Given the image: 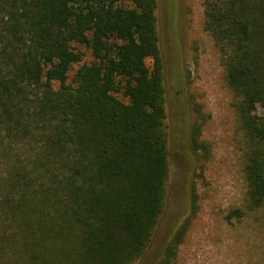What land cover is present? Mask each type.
<instances>
[{
  "label": "trees",
  "instance_id": "1",
  "mask_svg": "<svg viewBox=\"0 0 264 264\" xmlns=\"http://www.w3.org/2000/svg\"><path fill=\"white\" fill-rule=\"evenodd\" d=\"M157 8L158 0H0V133L25 139L47 127L54 178L14 211L26 236L13 264H135L151 245L169 178ZM204 8L242 135V218L264 209V0ZM77 46L95 61L69 83L83 62ZM200 136L196 126L194 146L207 154ZM190 223L157 264H174Z\"/></svg>",
  "mask_w": 264,
  "mask_h": 264
},
{
  "label": "rangeland",
  "instance_id": "2",
  "mask_svg": "<svg viewBox=\"0 0 264 264\" xmlns=\"http://www.w3.org/2000/svg\"><path fill=\"white\" fill-rule=\"evenodd\" d=\"M204 1L158 0L168 192L153 241L135 264H157L188 219L189 231L174 264H264V209L242 218L235 213L244 210L247 202L242 135L221 55L205 29ZM76 49L84 54L83 62L73 67L69 83L82 65L95 61L89 49ZM196 126L209 147L207 154L194 146ZM46 133L44 125L25 139L0 133V264L22 261L18 254L25 225L14 211L24 193L54 186V178L47 174L52 162L45 151ZM33 198L26 199L28 207ZM29 222L34 226L33 220Z\"/></svg>",
  "mask_w": 264,
  "mask_h": 264
}]
</instances>
